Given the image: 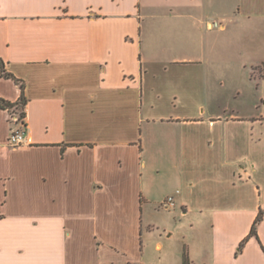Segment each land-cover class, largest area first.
I'll list each match as a JSON object with an SVG mask.
<instances>
[{"label":"crops","instance_id":"obj_1","mask_svg":"<svg viewBox=\"0 0 264 264\" xmlns=\"http://www.w3.org/2000/svg\"><path fill=\"white\" fill-rule=\"evenodd\" d=\"M238 38L220 103L204 70ZM0 59L29 139L0 106V264H264V0H0Z\"/></svg>","mask_w":264,"mask_h":264},{"label":"rangeland","instance_id":"obj_2","mask_svg":"<svg viewBox=\"0 0 264 264\" xmlns=\"http://www.w3.org/2000/svg\"><path fill=\"white\" fill-rule=\"evenodd\" d=\"M213 32H217L218 34L219 29H215ZM238 35H242V32H239ZM219 39L220 40L218 41L213 39V36H211V38H209V42H211V44H215L214 47L216 48L218 46L221 50L225 47H232L231 49H233V46H235H230L228 42H223L221 38ZM259 44L260 42L258 38H253L250 41L245 40L244 38H238L236 43L237 47H235L237 54L231 53L230 56L225 57L228 61L227 67L218 69V65L210 66V72L205 69L206 95L213 99H219L217 102H224L228 104L234 101V97L237 96V92H241L242 98L244 97L245 99L248 91L250 66L248 63L245 64L244 61L249 58L248 55L250 54V51L252 54H255ZM215 59L218 60V57L212 55L209 57L210 61H216ZM245 65L247 67H245ZM258 72L259 71H254V73ZM160 233L163 234L164 237L162 229L161 231L154 232L153 235L158 236ZM152 254L151 256H147V264H171V261L167 260L165 256H163L162 259H158V257H155V254L156 256L158 254L157 252H155L153 256Z\"/></svg>","mask_w":264,"mask_h":264},{"label":"built area","instance_id":"obj_3","mask_svg":"<svg viewBox=\"0 0 264 264\" xmlns=\"http://www.w3.org/2000/svg\"><path fill=\"white\" fill-rule=\"evenodd\" d=\"M10 120L13 124L10 135H9V144L13 147L21 146L27 144L28 139V127L26 123V115L21 116L20 111H10ZM174 204V196L170 195L166 198L162 205L164 207H169Z\"/></svg>","mask_w":264,"mask_h":264},{"label":"trees","instance_id":"obj_4","mask_svg":"<svg viewBox=\"0 0 264 264\" xmlns=\"http://www.w3.org/2000/svg\"><path fill=\"white\" fill-rule=\"evenodd\" d=\"M0 68H1L2 74L5 77H14L13 74H11L5 70L4 61L1 59H0ZM254 69H258L261 77L264 78V63L262 65L256 67V68H254ZM16 80L18 82L20 81V79H16ZM22 88H23V84H22ZM26 104H27V98H26L24 93H22L20 100L17 102H11V101L5 100L4 98L0 97V106L1 107L6 108L11 112L12 111L13 112L14 111H18V112L20 111L22 117L26 115V112H25ZM260 219H261V216H259V218L257 219L256 224L259 222ZM255 232H256V226H254L253 230H252V233H255ZM188 263H189V258H188V255L185 253L184 254V264H188ZM127 264H134V263H127Z\"/></svg>","mask_w":264,"mask_h":264}]
</instances>
